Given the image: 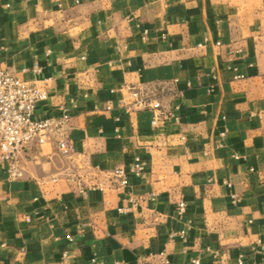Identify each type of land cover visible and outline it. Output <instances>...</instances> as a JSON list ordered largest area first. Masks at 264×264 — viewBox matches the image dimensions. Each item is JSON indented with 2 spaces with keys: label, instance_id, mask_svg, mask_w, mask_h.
Instances as JSON below:
<instances>
[{
  "label": "crops",
  "instance_id": "1",
  "mask_svg": "<svg viewBox=\"0 0 264 264\" xmlns=\"http://www.w3.org/2000/svg\"><path fill=\"white\" fill-rule=\"evenodd\" d=\"M0 68L47 87L38 114L68 107L83 152L0 162V264H264V0H0Z\"/></svg>",
  "mask_w": 264,
  "mask_h": 264
},
{
  "label": "built area",
  "instance_id": "2",
  "mask_svg": "<svg viewBox=\"0 0 264 264\" xmlns=\"http://www.w3.org/2000/svg\"><path fill=\"white\" fill-rule=\"evenodd\" d=\"M34 70L38 72L41 68L35 66ZM48 94L49 91L45 85L0 68V162L6 165L9 179H16L23 175L19 155L32 142L54 143L60 153L71 163L78 162L83 155L71 136L72 114L67 106L60 105L45 114L36 112L37 106L48 98ZM129 97V100L122 99L127 110H130L134 105L147 106L149 102L148 95L139 89L131 88ZM157 105L158 103H156ZM107 107L109 108V106ZM152 122L156 123L157 118H154ZM145 169L146 161L141 156L135 155L127 166L114 168L111 175L119 186H125L129 183L130 175L140 176ZM77 177H79L78 174L71 176L72 179ZM88 186L104 188L99 183ZM232 197L236 201V194L233 193ZM120 210L124 209L120 208ZM184 210L185 202L180 201L179 211L183 212ZM184 233L185 231L181 230L179 233L173 232L170 235L172 237L184 236ZM193 261L195 264H200L198 258ZM236 261L238 264H245L244 254L240 253ZM146 264H171V260L166 253L162 252L156 259Z\"/></svg>",
  "mask_w": 264,
  "mask_h": 264
}]
</instances>
